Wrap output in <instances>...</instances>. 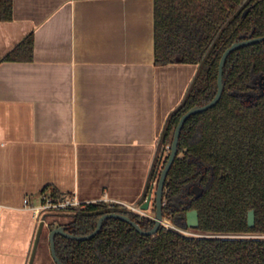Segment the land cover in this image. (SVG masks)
Masks as SVG:
<instances>
[{"label":"crops","instance_id":"0c3cea01","mask_svg":"<svg viewBox=\"0 0 264 264\" xmlns=\"http://www.w3.org/2000/svg\"><path fill=\"white\" fill-rule=\"evenodd\" d=\"M29 33L32 59L0 62V264H28L38 222L25 198L54 188L139 207L196 71L153 64V0H12L0 57Z\"/></svg>","mask_w":264,"mask_h":264},{"label":"trees","instance_id":"16d2710c","mask_svg":"<svg viewBox=\"0 0 264 264\" xmlns=\"http://www.w3.org/2000/svg\"><path fill=\"white\" fill-rule=\"evenodd\" d=\"M11 17L12 0H0V21ZM252 27L254 37L264 35V0H153V64H194L196 71L184 97L166 117L149 181L155 179L158 163L162 168L167 158L164 151L169 150L180 116L214 96L224 49L246 37ZM32 47L29 33L0 62L31 60ZM223 83L218 102L182 125L163 191L164 218L191 231L185 215L196 210L198 226L193 231L199 235L165 226L153 235H142L124 221L107 218L86 240L55 235L56 255L63 264H264V41L228 55ZM194 184L202 188L197 198L190 192ZM49 195L61 198L54 188ZM250 210L252 226L247 220ZM109 212L126 214L143 229L153 225L152 218L103 201L42 216L47 234L65 225L68 232L85 235Z\"/></svg>","mask_w":264,"mask_h":264},{"label":"water","instance_id":"95a60500","mask_svg":"<svg viewBox=\"0 0 264 264\" xmlns=\"http://www.w3.org/2000/svg\"><path fill=\"white\" fill-rule=\"evenodd\" d=\"M252 34H253V27L251 28L249 33L246 35V37L243 38L242 36H240L239 40L230 44L222 52L219 58V61H218V66H217L216 91L212 99L203 105H196V106L191 107L190 109L185 111L178 119V122L173 131L171 143L169 145L167 158L159 172V175L157 177V181L155 184V188L154 190L152 188L150 189L144 201L139 205V209L142 210L143 212H146L148 211L149 206L150 204H152L151 202L153 201V207H154L153 216L150 217L149 215H146V213L145 215H142V216L152 218L153 225L149 229H143L136 221L131 219L128 215L123 214V213H117V212H109V213L102 214L97 219L96 226L93 229V231L85 235H76V234L70 233L67 231V227L65 225H58L52 228L47 234L49 254L54 264H63L60 261L59 257L56 255L55 242H54L55 235H62L66 238L73 239V240H86V239L93 237L99 231V229L102 226V222L107 218H116L121 221H124L128 223L130 226H132L138 233L142 235H153L156 233L159 227L163 226V222L165 220L163 216V212H162L164 185H165L167 173L177 154L179 134H180L182 125L187 120V118H189L191 115L205 111L211 108L212 106H214L218 102V100L221 97L223 87H224L223 67H224V64H225V61L228 55L240 47L253 44L256 42L264 41V35L254 37ZM190 192L193 194L194 198H197L202 193V188L194 184L191 187ZM133 213H135L136 215H140V213L136 211H133ZM185 218H186V227L190 229L192 233H194L193 235H199L198 233L193 231L198 226L197 211L196 210L187 211ZM247 220H248L249 226H252L254 224V211L253 210H250L248 212ZM45 224L46 223L42 216L37 226L32 249L29 255L28 264H33L35 254L37 251V247H38V243H39V239H40V236H41V233H42V230Z\"/></svg>","mask_w":264,"mask_h":264},{"label":"built area","instance_id":"2783aa9c","mask_svg":"<svg viewBox=\"0 0 264 264\" xmlns=\"http://www.w3.org/2000/svg\"><path fill=\"white\" fill-rule=\"evenodd\" d=\"M106 203H108V204H119V203H116L114 201H106ZM79 204H82V203L78 202L75 196H69V195L63 196L61 198L54 200L49 194H47L42 198L41 202L37 205L31 204L27 198H25L23 200V208L30 210L32 212L35 220L38 223L41 220L43 213H45V212L56 211V210H68L71 207L79 205ZM121 205H123L124 207H126L127 209H129L131 211L139 212L140 215H145V212L140 210L139 207H135L133 205L124 204V203H121ZM1 209H2V205L0 204V218H1ZM163 226L176 229L178 231L183 232L184 234H188V235L194 234L187 229H180V228L175 227L167 219L164 220Z\"/></svg>","mask_w":264,"mask_h":264},{"label":"rangeland","instance_id":"374dc122","mask_svg":"<svg viewBox=\"0 0 264 264\" xmlns=\"http://www.w3.org/2000/svg\"><path fill=\"white\" fill-rule=\"evenodd\" d=\"M168 153V148L166 147L165 151H164V155H166ZM163 156V155H162ZM161 167V161H160V164L158 163V166L156 168V177L154 180L151 181L152 183V189L154 190L155 188V184H156V181H157V177L159 175V171H160V168ZM153 203V201L151 202ZM141 203L138 204V206L140 205ZM150 207H151V211L153 212V206L152 204H150ZM42 245L41 247L39 248V250L36 252L35 254V258H34V261H33V264H53L52 263V259L50 257V254H49V248L47 246V229H46V224L44 225L43 227V230H42Z\"/></svg>","mask_w":264,"mask_h":264},{"label":"flooded vegetation","instance_id":"af4514ba","mask_svg":"<svg viewBox=\"0 0 264 264\" xmlns=\"http://www.w3.org/2000/svg\"><path fill=\"white\" fill-rule=\"evenodd\" d=\"M192 186H193V185H192ZM192 186H191V187H192ZM190 189H191V188H190ZM152 210H153V209H152ZM153 212H154V210H153Z\"/></svg>","mask_w":264,"mask_h":264}]
</instances>
